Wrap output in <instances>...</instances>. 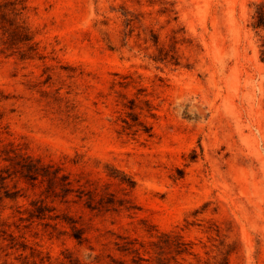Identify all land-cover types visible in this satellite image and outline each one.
Segmentation results:
<instances>
[{"label": "rangeland", "instance_id": "obj_1", "mask_svg": "<svg viewBox=\"0 0 264 264\" xmlns=\"http://www.w3.org/2000/svg\"><path fill=\"white\" fill-rule=\"evenodd\" d=\"M21 2L0 264H264V0Z\"/></svg>", "mask_w": 264, "mask_h": 264}, {"label": "trees", "instance_id": "obj_2", "mask_svg": "<svg viewBox=\"0 0 264 264\" xmlns=\"http://www.w3.org/2000/svg\"><path fill=\"white\" fill-rule=\"evenodd\" d=\"M25 11L21 0H0V29L8 37L17 39L18 44L24 45L27 50H32L31 38L27 29L20 22V17ZM254 27L264 28V23L257 22ZM167 237V236H165ZM79 240L78 237H75ZM182 252H186L183 250Z\"/></svg>", "mask_w": 264, "mask_h": 264}]
</instances>
